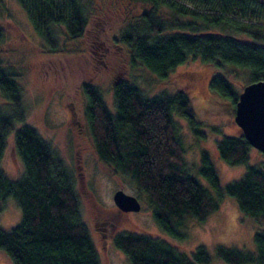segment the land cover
Here are the masks:
<instances>
[{"label":"trees","instance_id":"trees-1","mask_svg":"<svg viewBox=\"0 0 264 264\" xmlns=\"http://www.w3.org/2000/svg\"><path fill=\"white\" fill-rule=\"evenodd\" d=\"M141 1L151 3L150 9L131 16L120 37L131 56L159 77L167 76L189 58H198L224 71L214 75L210 85L232 99L234 106L239 94L231 80L236 76L233 68L247 72L248 83L264 79V0ZM18 2L51 52L65 50L60 47L61 32L69 41L81 39L87 30L90 15L83 0ZM164 5L202 20L171 22L160 12ZM3 6L4 0H0V13ZM16 76L12 67L0 60V93L11 102L8 110L0 104V198L15 197L22 212L15 226H0V248L13 264H101L82 217L74 168L37 129L23 123L22 87ZM83 89L87 96L85 116L98 158L127 175L146 196L164 233L175 239L186 238L183 227L193 219L207 220L226 194L236 198L242 212L264 221V164H249L240 179L222 186L217 167L204 151L199 171L217 191V197L192 173L175 118L176 113L187 118L192 128L197 121L186 91H164L148 97L135 83L120 79L113 84V112L96 85L86 82ZM19 122L23 125L16 128ZM11 133L24 164L23 173L16 179L1 166ZM252 147L243 132L217 139L220 157L231 165L247 162ZM3 207L0 202V212ZM254 239L256 251L218 245L211 252L201 245L189 253L164 236L120 231L114 236V244L131 264H211L214 259L228 264H264V229L258 230Z\"/></svg>","mask_w":264,"mask_h":264},{"label":"rangeland","instance_id":"rangeland-1","mask_svg":"<svg viewBox=\"0 0 264 264\" xmlns=\"http://www.w3.org/2000/svg\"><path fill=\"white\" fill-rule=\"evenodd\" d=\"M83 1L88 4L90 15L87 33L81 39L65 41V34L61 32L60 47L65 50L51 52L47 40L35 31L18 0H4L0 13V60L12 67L22 87L25 110L23 123L37 129L66 163L74 168L82 217L98 249L100 263L131 264L126 254L114 244V235L120 231L164 236L178 249L189 253L201 245L211 252L218 245L256 251L254 235L264 229V221L242 212L236 198L228 194L218 197L220 207L207 220L193 219L183 227L186 238L175 239L164 233L154 220L146 196L127 175L115 171L112 165L98 158L90 128L87 127L84 132L78 130L73 122L72 107L79 113L80 119L85 120L87 96L83 82L96 85L104 94L107 106L115 112L113 84L117 80L126 79L139 86L148 97L164 91L170 94L178 90L187 92L197 116V121L192 123L194 129L187 118L177 113L175 115L186 147L185 156L194 170L192 173L216 197L217 191L199 171L204 151L209 153L217 167L222 186L240 179L249 164H264V153L255 147L250 150L249 160L237 165L227 163L218 153L219 137L242 133L235 121L236 105L233 100L222 96L210 85L214 75L224 74L222 69L212 68L198 58H189L162 78L131 56L129 46L121 40V33L131 16L137 17L149 10L151 3L141 0ZM201 11L204 12V9ZM160 12L171 22L202 20L183 15L170 5H164ZM95 34L106 40L108 49L96 47ZM106 51L108 54L105 55ZM233 70L236 76L231 80L235 92L239 94L242 85L248 83V75L241 69ZM0 104L8 110L11 102L0 93ZM23 123H17L16 128H20ZM1 166L13 179L24 171L23 161L14 148L13 133L8 137V147ZM120 188L140 199V210L126 212L116 205L113 197ZM0 202L4 206L0 212V226L10 229L21 221L20 206L13 196H7L4 200L0 198ZM104 228L108 229L105 236ZM0 264H13L2 248ZM211 264L228 263L214 259Z\"/></svg>","mask_w":264,"mask_h":264},{"label":"water","instance_id":"water-1","mask_svg":"<svg viewBox=\"0 0 264 264\" xmlns=\"http://www.w3.org/2000/svg\"><path fill=\"white\" fill-rule=\"evenodd\" d=\"M235 121L249 143L264 153V79L244 85L236 102ZM116 205L123 211L141 209L140 199L124 189L114 193Z\"/></svg>","mask_w":264,"mask_h":264},{"label":"flooded vegetation","instance_id":"flooded-vegetation-1","mask_svg":"<svg viewBox=\"0 0 264 264\" xmlns=\"http://www.w3.org/2000/svg\"><path fill=\"white\" fill-rule=\"evenodd\" d=\"M87 33V30H86V32H85V34ZM84 34V35H85ZM94 42L96 43L95 45H96V47L98 48V49H108L109 47L108 46H106L105 45V43H106V40L105 39H102L101 37H100V35L99 34H95V39H94ZM108 51H110V49L108 50ZM108 51H106L104 54L106 55V54H108ZM96 52H98V50H96ZM116 82V81H115ZM84 83H86V81L85 82H83V84ZM88 83V82H87ZM89 83H91V82H89ZM245 85V84H244ZM72 117L74 118L73 120V122H74V124L76 125V127L78 128V130L80 131V132H84V131H86V128L87 127H89V124H88V121H87V119H86V116H85V109H84V117H85V120H81L80 119V117H79V113L75 110V108H73L72 107ZM76 153H77V150H76ZM104 236L106 235V234H108V229L107 228H104ZM118 233V232H117ZM116 233V234H117ZM115 234V235H116ZM114 235V236H115Z\"/></svg>","mask_w":264,"mask_h":264},{"label":"bare ground","instance_id":"bare-ground-1","mask_svg":"<svg viewBox=\"0 0 264 264\" xmlns=\"http://www.w3.org/2000/svg\"><path fill=\"white\" fill-rule=\"evenodd\" d=\"M244 87V84L242 85V88Z\"/></svg>","mask_w":264,"mask_h":264}]
</instances>
